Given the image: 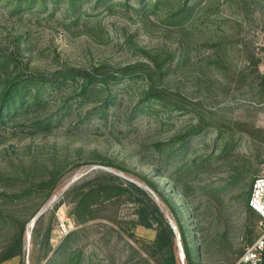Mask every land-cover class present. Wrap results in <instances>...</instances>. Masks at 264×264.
Segmentation results:
<instances>
[{
    "label": "rangeland",
    "instance_id": "obj_1",
    "mask_svg": "<svg viewBox=\"0 0 264 264\" xmlns=\"http://www.w3.org/2000/svg\"><path fill=\"white\" fill-rule=\"evenodd\" d=\"M262 175L264 0H0V264H161L132 183L177 264H234Z\"/></svg>",
    "mask_w": 264,
    "mask_h": 264
},
{
    "label": "trees",
    "instance_id": "obj_2",
    "mask_svg": "<svg viewBox=\"0 0 264 264\" xmlns=\"http://www.w3.org/2000/svg\"><path fill=\"white\" fill-rule=\"evenodd\" d=\"M10 88V87H9ZM7 89L1 96H2V108L4 110H9L8 113H11L13 109L15 111L20 106H15L17 100L23 101L24 96L22 91L17 89L15 86L11 89ZM88 92V89L85 90V93ZM37 101L34 102L36 104ZM50 122H53V118L48 119ZM50 122H47V125L51 124ZM156 174L158 177H161L164 173L161 169L156 168ZM168 177V175H167ZM132 185L140 191L144 199H137L132 198L133 202L137 204V215L139 218V223L142 224L145 227L148 228H154L157 231L156 239H155V249L156 252H160L162 254V260L161 264H177V257L174 252L175 248V233L171 225L169 224L167 218L165 217L164 212L161 210L159 204L151 197V195L143 188L135 185L132 183ZM149 185L153 188V190L159 195L160 200H163L165 203L168 204L169 200L158 191L157 187L150 184ZM123 192H125L124 189H122ZM170 204V203H169ZM172 206V205H171ZM172 208V207H171ZM174 208V207H173ZM174 210V209H173ZM174 213V211H173ZM179 224V228L181 229V236L183 238V243L185 244V251L187 255V259L189 263H192L190 253L187 251V243L186 240L184 241V232L182 231V226ZM19 242L21 244V237L19 239ZM15 253H13V248L8 250L3 260H7L9 258H12Z\"/></svg>",
    "mask_w": 264,
    "mask_h": 264
},
{
    "label": "built area",
    "instance_id": "obj_3",
    "mask_svg": "<svg viewBox=\"0 0 264 264\" xmlns=\"http://www.w3.org/2000/svg\"><path fill=\"white\" fill-rule=\"evenodd\" d=\"M250 207L261 217L260 234L248 245L234 264H264V175L253 183ZM179 264H187L181 256Z\"/></svg>",
    "mask_w": 264,
    "mask_h": 264
},
{
    "label": "water",
    "instance_id": "obj_4",
    "mask_svg": "<svg viewBox=\"0 0 264 264\" xmlns=\"http://www.w3.org/2000/svg\"><path fill=\"white\" fill-rule=\"evenodd\" d=\"M140 186H142L145 190L149 191L151 193V195H153V197L155 198V200L157 201V203L159 204L161 210L163 212H165V215H166V218L169 222V224L171 225V227L173 228L174 232L177 233V225L175 223V221L173 220V218L171 217V215H169L162 207L161 205V200L159 198V196L155 193L154 190H152L148 185H141L139 183ZM56 200V197H54L52 199V202H54ZM46 208L42 209L41 211H39V213L32 219V224L33 226L36 224V221L39 219V217L43 214V212L45 211ZM178 234V233H177ZM27 240H28V243H30L31 241V238H32V231L31 232H28L27 230ZM181 256L183 257V254L181 253Z\"/></svg>",
    "mask_w": 264,
    "mask_h": 264
},
{
    "label": "bare ground",
    "instance_id": "obj_5",
    "mask_svg": "<svg viewBox=\"0 0 264 264\" xmlns=\"http://www.w3.org/2000/svg\"><path fill=\"white\" fill-rule=\"evenodd\" d=\"M29 224H31L32 227H33L32 221H31ZM28 226H29V225H28ZM27 230H28V232H31V230H29V228H28Z\"/></svg>",
    "mask_w": 264,
    "mask_h": 264
}]
</instances>
